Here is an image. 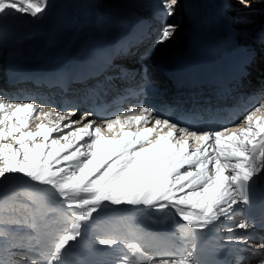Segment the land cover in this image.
<instances>
[{
  "label": "bare ground",
  "instance_id": "bare-ground-1",
  "mask_svg": "<svg viewBox=\"0 0 264 264\" xmlns=\"http://www.w3.org/2000/svg\"><path fill=\"white\" fill-rule=\"evenodd\" d=\"M158 3L159 0H47V8L38 18L12 13L3 22L0 48L5 57L12 58V62L24 63L32 55L50 56L56 65L71 62L82 67L110 42L120 40L118 46L128 48L129 52L119 55L137 57L148 50L147 42L159 33L161 15L155 7ZM229 3L230 9L225 0H178L176 14L166 18L178 25L175 37L164 46L162 51L165 53L153 52L148 58L150 64L141 65L149 77L146 89H150L151 84L168 85L169 82L158 71L157 66L161 63L192 66L198 58L230 63L242 60L252 38L264 30V0H251L252 6L247 9L242 8L237 0H229ZM156 21L157 24H153ZM128 29L132 31L129 33ZM245 68L247 72L240 82L242 88L234 102L254 110L262 102L258 101V95L264 90V47L259 57L246 64ZM96 88L90 84L86 88L79 87L74 94L54 97L46 94L19 99L11 91L4 93L5 87L0 86V98L9 102H34L61 112L74 108L77 116L91 112L94 115L90 119L99 121L124 112L131 114L133 109L128 106L131 100L134 101L132 106H139L138 101L145 103L140 100L142 94L130 99L124 92L125 87L115 84L111 85V90H104L101 102H95ZM171 91V87L166 91L156 89L151 90V95L162 98ZM118 97L123 101L115 105L113 102ZM94 104L108 107L105 118L92 109ZM155 109L160 116L165 114L162 109ZM245 120L247 117L238 126L209 135L199 145L195 140L183 137L181 132L173 133L172 141L177 148L187 141V150L191 153L180 164L184 169L182 173L180 168H175L162 172L156 178L126 186L101 187L99 190L92 189L91 185L84 187L83 180L64 187L65 192L74 195L79 209L68 204L63 192L48 185L47 175L39 172L34 177L27 176L25 172L10 174L0 183V202L5 195L15 196L18 200L25 186L33 187L39 200L36 206L19 200L15 206H8L10 210L7 213L1 212L2 216H12V225L7 229L8 242L12 244L13 251L21 252L22 259L26 260V256L33 259L28 264H46L50 259L48 253L54 249L61 231H76V226L83 224L84 240L74 249L77 258L87 253L97 255L101 262L115 261L126 253L130 259H124L121 264H149V261L151 264H165V261L171 264V258H180L182 252L189 251L195 244L201 264L238 258H243L247 264L248 260L255 258V242L264 238V226L249 229V232L253 231V242L245 244L243 238L247 233L226 230L242 219L241 214H235L233 223L230 220L226 222L228 216L225 215L231 202L238 199L237 185L249 170L259 171L264 163V124L246 126ZM131 131L137 129L132 128ZM94 132L95 129L91 135ZM101 132L109 135L103 126ZM218 165L223 170L224 182L219 188L213 186L208 195H197L203 193L209 178L217 175ZM21 167L27 170L26 165ZM189 173L196 174L195 179L188 183L179 179ZM253 184L262 203L264 174L254 177ZM106 188L110 196L104 192ZM102 199L105 202H101ZM86 206L91 207L90 210L94 207L101 210H93L86 221H81L78 213L84 212ZM236 207L243 209L242 203ZM213 215L220 219L200 232L211 222ZM228 237L233 238L231 242L227 241ZM98 238L113 243L100 246L96 243ZM92 248L100 249V252L94 254ZM0 264L8 262L0 261Z\"/></svg>",
  "mask_w": 264,
  "mask_h": 264
},
{
  "label": "snow or ice",
  "instance_id": "snow-or-ice-1",
  "mask_svg": "<svg viewBox=\"0 0 264 264\" xmlns=\"http://www.w3.org/2000/svg\"><path fill=\"white\" fill-rule=\"evenodd\" d=\"M242 8H250L251 0H237ZM231 8L229 0H225ZM178 0H159L155 5L161 15V26L150 48L137 57L133 67L124 66L120 76L126 81L124 92L128 96L139 97L146 90L148 74L141 65L146 63L153 52H160L176 35L178 25L169 22L166 18L176 14ZM47 8V0H0V27L12 14L38 18ZM261 47H264V30L253 37ZM131 114L127 112L117 114L113 118L99 121L90 119L94 114L84 112L77 116L76 109L64 112L53 107H43L34 102H9L0 98V183L8 179L10 174L25 172L27 176H35L37 172L47 175L50 182L57 187H67L73 183L85 181L84 187H108L116 184L121 186L158 177L162 172H170L175 168L184 169L180 164L191 153L187 150V141L181 143L179 148L172 141L176 128L189 130L175 121L160 117L158 111L144 103L133 105ZM76 117L75 119H73ZM246 126L259 127L264 124V101L254 110L243 117ZM79 125V126H78ZM101 126L109 135L101 132ZM136 128L137 131H131ZM93 129H95L94 135ZM167 129V132L164 130ZM155 133V136L153 134ZM187 139L195 140L199 145L208 139L207 136H191ZM220 143L219 134L217 144ZM26 165L27 170L21 165ZM203 166L201 165L200 168ZM214 178H209L203 193L210 194L213 186L219 188L224 182V173L219 169ZM198 174V173H197ZM264 174V163L259 171L249 170L244 176V183L237 185L238 199L228 206L225 215L233 219L240 213L242 219L228 226L227 231L242 230L247 235L243 238L245 244L253 242V231L256 221L243 215L251 211L253 200L250 195V185L253 178ZM193 173L188 176L181 175L180 180L188 183L195 179ZM167 178V177H165ZM235 182V181H234ZM183 187V185H180ZM245 204L247 209L236 207ZM98 211V209H97ZM187 219V217H185ZM220 217L213 215L211 222L201 228L200 232L207 230L210 223L216 222ZM260 224L264 226V201L261 203ZM83 226L77 225L74 234L65 235L57 240L54 249L48 255L50 259L46 264H121L124 259H130L122 253L115 261L101 262L90 254H81L76 257L74 249L84 240ZM228 242L232 237L226 238ZM96 243L100 246H111L113 241L98 238ZM255 258L248 260L247 264H264V238L255 242ZM198 248L192 245L189 251L180 254V258H171V264H201L196 253ZM239 250H237L238 252ZM100 249L92 248V253L98 254ZM151 264V261H149ZM169 264V261H165ZM213 264H246L243 258L236 260H217Z\"/></svg>",
  "mask_w": 264,
  "mask_h": 264
},
{
  "label": "rangeland",
  "instance_id": "rangeland-1",
  "mask_svg": "<svg viewBox=\"0 0 264 264\" xmlns=\"http://www.w3.org/2000/svg\"><path fill=\"white\" fill-rule=\"evenodd\" d=\"M159 29V28H158ZM152 40L153 39H149V42H147V48L149 49L150 48V46H151V44H152ZM162 52H166V51H162ZM156 61V60H155ZM263 101L264 100V94L263 93H260L259 95H258V101ZM48 185H50V186H54L51 182H50V178L48 177ZM74 184V183H73ZM73 184H70V185H68L67 187H69V186H72ZM59 191H61V192H63V194H64V197H66V199L68 200V204L69 205H71L73 208H77L76 206V204H77V202L76 201H74V195L72 196V194H69V193H67V192H65V190L66 189H64V187H57V186H55ZM99 188H101V187H99ZM99 188H92V189H94V190H99ZM85 191H88V190H85ZM21 192L23 193H20V196H22V197H19L18 198V200H17V198L15 199V196H10V195H5L4 197H2V199H1V202H0V261H6V262H8V264L10 263V264H28V262L30 263V262H32L33 261V259H29V257L30 256H26V260L25 259H22V256H20L21 255V252L19 251H13V247H12V244L10 243V242H8L9 241V238H8V226H10V225H12V216H2L1 215V212H2V214H3V212H8L9 210H10V208L8 207L9 205H16V203H17V201H19V200H25V202L26 201H28L32 206H36L37 205V201L39 200V197L37 196V193H35L36 191L34 190V188L33 187H28V186H25L22 190H21ZM65 192V193H64ZM104 192L105 193H108V195L107 196H110L111 194H110V191H109V189L108 188H106L105 190H104ZM66 194H67V196H66ZM104 197H106L105 195H103ZM70 202V203H69ZM101 202H105V200L104 199H102L101 200ZM81 204H84V203H81ZM102 204H104V203H102ZM14 206H12V207H14ZM59 207L60 208H62V206L61 205H59ZM90 208L91 207H89V206H86L85 207V211L84 212H80V213H78L79 214V216H80V220L81 221H86L87 220V218L89 217V215H90V212H92L93 210L95 211V210H97L98 209V211H100L101 209H100V207L99 208H93V209H91L90 210ZM77 209H79V207L77 208ZM228 218V219H227ZM226 218V222H227V220H228V222H229V220H230V222H235V220L234 219H231V218H229V217H227ZM21 226H22V224H20ZM19 224H18V226H20ZM81 225H83V224H81ZM84 225H88V223H85ZM14 226V225H13ZM62 233H60L59 234V238H58V240L59 239H62L63 238V236H65V235H70V234H74L76 231L75 230H65V231H61ZM8 243V244H7ZM13 251V254H8L7 255V253L9 252V251ZM6 251V252H5ZM3 254V255H2ZM6 257V258H5ZM27 260H29V261H27Z\"/></svg>",
  "mask_w": 264,
  "mask_h": 264
}]
</instances>
